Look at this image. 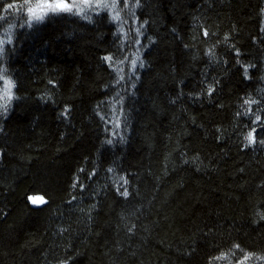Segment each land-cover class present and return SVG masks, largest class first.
<instances>
[{"label": "trees", "instance_id": "obj_1", "mask_svg": "<svg viewBox=\"0 0 264 264\" xmlns=\"http://www.w3.org/2000/svg\"><path fill=\"white\" fill-rule=\"evenodd\" d=\"M12 3L0 264H264V0Z\"/></svg>", "mask_w": 264, "mask_h": 264}, {"label": "snow or ice", "instance_id": "obj_2", "mask_svg": "<svg viewBox=\"0 0 264 264\" xmlns=\"http://www.w3.org/2000/svg\"><path fill=\"white\" fill-rule=\"evenodd\" d=\"M120 3H124V0H120ZM107 8L108 4L104 3V0H80L79 5L75 2L69 3L67 0H35V3H32V0H23V4L19 5L12 3L8 5L9 9L21 10L26 9L27 17H28V26L31 27L33 22H40L45 19V17L49 13H61V12H75V13H83L85 8ZM113 7H115V0H113ZM89 18V17H86ZM114 19H119V13L113 17ZM2 19V17H0ZM10 31V29H9ZM5 41L0 40V52L3 51L2 45ZM0 81L3 82L2 90H0V108H3L5 111L9 106L10 102L13 99L12 90L15 87V84L11 79L5 78V70H0ZM260 117L257 116V120ZM255 131V130H253ZM249 143L255 142V137L252 133H249L247 137ZM125 196L128 195L127 191L123 193ZM28 200L33 205H42L46 203L43 197H34L29 196ZM238 247V246H237ZM250 259L249 256H245L243 260L240 261V264H244L245 261Z\"/></svg>", "mask_w": 264, "mask_h": 264}, {"label": "rangeland", "instance_id": "obj_3", "mask_svg": "<svg viewBox=\"0 0 264 264\" xmlns=\"http://www.w3.org/2000/svg\"><path fill=\"white\" fill-rule=\"evenodd\" d=\"M116 1L117 0H115V4H117ZM67 2H69V3L75 2L77 5H79L80 0H67ZM104 3L108 4L107 8H104V7H101V8H85V11L83 13L72 12V14L73 15H81V16H85L86 17V16H92L93 14H97V12L106 11V12H109L110 14H112L113 16H115L116 15V11H115V7H113V0H104ZM61 13H64V12H61ZM66 13H68V12H66ZM26 16H27V14H26ZM132 46H134L136 48L135 45L132 44ZM135 61L136 60H134V62ZM132 65H133V62L131 63V66Z\"/></svg>", "mask_w": 264, "mask_h": 264}]
</instances>
